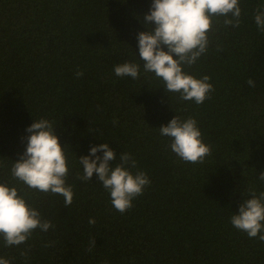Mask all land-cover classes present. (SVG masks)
Returning a JSON list of instances; mask_svg holds the SVG:
<instances>
[{"label": "trees", "instance_id": "trees-1", "mask_svg": "<svg viewBox=\"0 0 264 264\" xmlns=\"http://www.w3.org/2000/svg\"><path fill=\"white\" fill-rule=\"evenodd\" d=\"M151 3L0 0V183L22 190L54 225L20 246L5 247L0 238V257L12 264H264V242L230 222L250 190L264 192V32L254 21L264 0H241L240 27L226 28L221 18L207 53L184 69L210 77L215 91L201 105L166 93L142 68L137 80L114 74L115 65L140 62L137 34ZM175 116L197 120L212 147L204 163L183 162L160 135ZM41 118L53 121L61 146L70 147L69 207L63 196L11 176L26 129ZM101 143L115 151L113 166L129 153L133 173L151 181L123 214L96 174L90 182L78 178V159Z\"/></svg>", "mask_w": 264, "mask_h": 264}, {"label": "clouds", "instance_id": "clouds-1", "mask_svg": "<svg viewBox=\"0 0 264 264\" xmlns=\"http://www.w3.org/2000/svg\"><path fill=\"white\" fill-rule=\"evenodd\" d=\"M241 16V0H152L142 21L145 31L137 34L140 62L115 65L114 74L137 80L142 68L144 74H154L155 79L163 82L166 93L178 94L181 101L201 105L211 99V93L215 91L210 77L205 75L198 79L184 69L195 65L207 53L210 34L217 30L221 18L224 27L239 28ZM254 21L264 32V5L255 9ZM75 75L80 78L83 72L77 71ZM247 84L255 87L252 79ZM55 130L54 122L44 118L34 121L26 129L29 133L24 138L26 149L13 162L11 176L31 190L63 196L65 207H69L75 195L73 187L67 184V150L70 147L61 146ZM159 133L169 138L172 152L185 163L202 164L212 154V147L204 143L195 118L175 116L159 128ZM116 160L117 155L108 143L91 146L89 154L78 159L83 168V174L78 178L90 182L96 174L98 183L109 193L113 207L123 214L133 207V201L144 194L151 181L144 171L133 173L137 161L131 154L121 153L119 163L113 166ZM259 180L264 182V173L260 174ZM21 191L0 183V238L5 247L25 244L37 229L47 232L54 227L20 194ZM249 195L251 198L244 199L230 222L249 238L264 242V192L257 195L250 190ZM95 223V219L89 220L90 225ZM89 244L88 251L91 252L96 247L94 237ZM21 256L26 257L27 252L22 251ZM0 264H12V261L0 257Z\"/></svg>", "mask_w": 264, "mask_h": 264}]
</instances>
